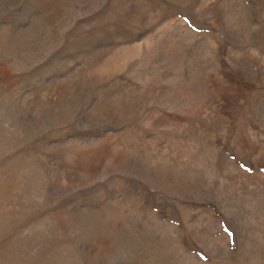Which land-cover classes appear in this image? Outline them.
<instances>
[{
  "label": "rangeland",
  "instance_id": "rangeland-1",
  "mask_svg": "<svg viewBox=\"0 0 264 264\" xmlns=\"http://www.w3.org/2000/svg\"><path fill=\"white\" fill-rule=\"evenodd\" d=\"M0 264H264V0H0Z\"/></svg>",
  "mask_w": 264,
  "mask_h": 264
}]
</instances>
